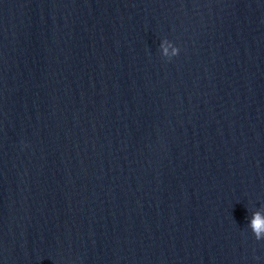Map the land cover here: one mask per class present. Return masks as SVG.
<instances>
[{"label": "clouds", "instance_id": "1", "mask_svg": "<svg viewBox=\"0 0 264 264\" xmlns=\"http://www.w3.org/2000/svg\"><path fill=\"white\" fill-rule=\"evenodd\" d=\"M177 52L178 50L174 49V54ZM165 54H167V49H165ZM252 228L256 234L257 240H259L261 238V231H264V220H262L259 213L254 214V218L252 220Z\"/></svg>", "mask_w": 264, "mask_h": 264}]
</instances>
